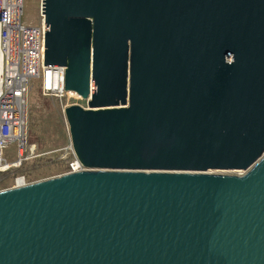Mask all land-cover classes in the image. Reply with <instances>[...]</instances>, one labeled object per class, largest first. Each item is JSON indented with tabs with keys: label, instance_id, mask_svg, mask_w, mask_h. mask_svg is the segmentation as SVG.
I'll list each match as a JSON object with an SVG mask.
<instances>
[{
	"label": "water",
	"instance_id": "water-1",
	"mask_svg": "<svg viewBox=\"0 0 264 264\" xmlns=\"http://www.w3.org/2000/svg\"><path fill=\"white\" fill-rule=\"evenodd\" d=\"M41 1L84 169L0 190V264H264V0Z\"/></svg>",
	"mask_w": 264,
	"mask_h": 264
},
{
	"label": "built area",
	"instance_id": "built-area-1",
	"mask_svg": "<svg viewBox=\"0 0 264 264\" xmlns=\"http://www.w3.org/2000/svg\"><path fill=\"white\" fill-rule=\"evenodd\" d=\"M24 0H1L0 20V175L11 173L27 161L48 156L54 151L39 152L38 145L29 139V105L32 91L38 87L43 96L55 98L62 110L70 104L88 106L89 99L65 90L66 66L44 65L45 20L42 1L39 6V24L23 20ZM73 100L72 102H69ZM15 146L14 156L8 150ZM69 160L79 169L68 166L66 173L83 170L72 143L68 147ZM30 183L24 173L18 172L9 188ZM4 190V189H3Z\"/></svg>",
	"mask_w": 264,
	"mask_h": 264
},
{
	"label": "rangeland",
	"instance_id": "rangeland-1",
	"mask_svg": "<svg viewBox=\"0 0 264 264\" xmlns=\"http://www.w3.org/2000/svg\"><path fill=\"white\" fill-rule=\"evenodd\" d=\"M40 3L41 0H24L23 20L25 22L39 24ZM29 139L38 145L39 152H54L48 156L29 160L22 167L12 169L13 171L7 175H0V190L9 188L18 172L24 173L28 181L37 182L65 174L69 170L67 164L71 168L73 160L66 163L71 137L62 106L55 98L43 96L38 87L30 96ZM14 150V145L8 150L12 157ZM218 172L235 173L234 171Z\"/></svg>",
	"mask_w": 264,
	"mask_h": 264
},
{
	"label": "bare ground",
	"instance_id": "bare-ground-1",
	"mask_svg": "<svg viewBox=\"0 0 264 264\" xmlns=\"http://www.w3.org/2000/svg\"><path fill=\"white\" fill-rule=\"evenodd\" d=\"M71 169H72V170H77V169H79V166L76 165V161H73V162L71 163ZM238 174H240V173L238 172Z\"/></svg>",
	"mask_w": 264,
	"mask_h": 264
}]
</instances>
